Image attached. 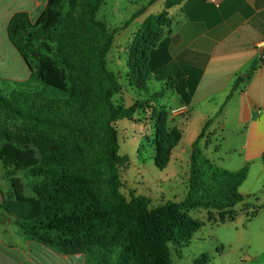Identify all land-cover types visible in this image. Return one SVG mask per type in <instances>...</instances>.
Masks as SVG:
<instances>
[{
	"label": "trees",
	"instance_id": "16d2710c",
	"mask_svg": "<svg viewBox=\"0 0 264 264\" xmlns=\"http://www.w3.org/2000/svg\"><path fill=\"white\" fill-rule=\"evenodd\" d=\"M180 1L170 3L175 6ZM104 3L105 0H49L36 22L28 14L18 13L9 23L12 43L43 88L0 92L2 176L9 182L11 197L20 202L30 200L25 196L24 180L41 193L52 189L51 194L58 196L56 191L62 189L72 194L71 199H65V194L59 196L58 211L44 215L46 208L42 205L38 219H16L14 223L27 233H43L54 240L53 234H57V243L67 251L80 250L77 238L95 227H104L111 236H119L129 258L125 264H174L170 243L191 239L198 230L199 224L187 212L206 209L223 213L243 204L245 196L239 190L249 171L246 167L229 173L206 155L202 142L212 143L208 125L192 148L185 200L151 209L150 197L132 195L129 200L125 196L121 169L128 166L130 159L119 153L116 123L133 119L143 103L127 108L114 101L123 86L108 67L115 32L97 17ZM136 18L138 15L133 16ZM160 19V15H152L145 21L128 52L130 79L139 90L147 91L149 87L153 72L150 54L163 37L160 38ZM180 93L185 100L184 93ZM161 95L154 97L158 100ZM161 108L164 110L158 114L159 119L167 121V108ZM10 127L44 134L80 154L69 163L52 154L39 157L34 148L21 147L2 136L1 131ZM163 127L164 122L157 125L160 139L155 146V164L160 170L169 165L182 138L180 128ZM230 221H234L233 217Z\"/></svg>",
	"mask_w": 264,
	"mask_h": 264
},
{
	"label": "crops",
	"instance_id": "0c3cea01",
	"mask_svg": "<svg viewBox=\"0 0 264 264\" xmlns=\"http://www.w3.org/2000/svg\"><path fill=\"white\" fill-rule=\"evenodd\" d=\"M48 1L0 0V73L7 71L10 83H27L34 73L12 43L9 23L18 13L36 22ZM173 9L176 25L150 54V82L167 99L160 106L182 131L171 161H181L189 151L191 162L193 145L209 125L212 143L203 141V151L229 173L247 167L248 179L259 170L260 186L252 189L259 200L264 190V51L258 46L264 43V0H221L219 5L182 0ZM4 188L0 186V264H96L80 250L67 251L50 235L18 232L14 221L38 219L41 204L22 201L33 206L20 214L14 208L21 202ZM245 249L249 264H264V243L253 252L251 245Z\"/></svg>",
	"mask_w": 264,
	"mask_h": 264
},
{
	"label": "rangeland",
	"instance_id": "374dc122",
	"mask_svg": "<svg viewBox=\"0 0 264 264\" xmlns=\"http://www.w3.org/2000/svg\"><path fill=\"white\" fill-rule=\"evenodd\" d=\"M173 7L170 0H160L153 5L149 0H105L97 14L98 19L106 22L115 32L113 47L108 55V67L119 76L123 86L121 94L114 97L115 103L127 108L138 102L143 103V108L139 107L133 119H123L116 123L119 153L130 159L128 166L121 169L122 192L129 200L132 195L150 197L151 209L169 201L185 200L190 186L191 154L189 151L183 153L181 161H171L164 170L157 168L155 146L160 139L157 138V125L164 122L165 130L179 127L170 121L169 112L167 121L159 119L158 114L164 110L160 105H164L167 99H162L163 95L160 99H155L156 92L160 93V90L154 82L148 83L147 91L139 90L132 82L128 52L145 21L152 15L161 16L160 38L171 31L177 23ZM134 15H138V18L133 19ZM7 75V71L0 73V92L3 94L15 90L37 91L43 88L35 73L29 82L23 84L6 81ZM164 117L166 119L167 115ZM1 132L4 138L16 145L34 148L39 152V157L52 154L53 157L69 163L80 154L77 149L68 148L58 140L24 127H10ZM218 164L221 166L219 162ZM258 174L259 170H255L241 186L239 192L245 196V201L234 209L223 213L206 209L187 212L199 226L191 239L170 243L174 264H249L245 248L251 245L254 247L253 252L257 250L258 244L264 243V190L260 188L262 192L259 200L252 193V189L260 186L257 182ZM6 185L10 191L9 182L3 178L0 169V186L4 190ZM24 185L25 196L30 200H38L41 208L42 205L46 208L44 215L61 208L60 197L63 194L65 199L72 197L70 192L62 189L57 190L58 196H55L51 194L52 189L41 193L29 187L25 180ZM31 206L33 205L29 202H21L14 211L25 214ZM232 217L234 221H230ZM223 221L227 222L220 224ZM15 228L18 232L21 231L19 226ZM106 230L104 227H95L75 242H80V251L96 264H125L129 258L120 245L119 236H111ZM53 236L58 238L57 234Z\"/></svg>",
	"mask_w": 264,
	"mask_h": 264
},
{
	"label": "built area",
	"instance_id": "2783aa9c",
	"mask_svg": "<svg viewBox=\"0 0 264 264\" xmlns=\"http://www.w3.org/2000/svg\"><path fill=\"white\" fill-rule=\"evenodd\" d=\"M209 2L215 3L216 5H219L221 0H207ZM258 49L264 51V43H262L261 45L258 46Z\"/></svg>",
	"mask_w": 264,
	"mask_h": 264
}]
</instances>
